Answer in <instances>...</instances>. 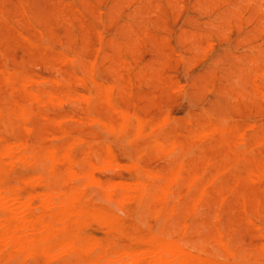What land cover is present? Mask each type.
Instances as JSON below:
<instances>
[{"label": "rangeland", "instance_id": "374dc122", "mask_svg": "<svg viewBox=\"0 0 264 264\" xmlns=\"http://www.w3.org/2000/svg\"><path fill=\"white\" fill-rule=\"evenodd\" d=\"M263 80L264 0H0L2 198L23 216L77 186L83 209L77 249L0 264H155L168 242L187 264H264Z\"/></svg>", "mask_w": 264, "mask_h": 264}, {"label": "bare ground", "instance_id": "6f19581e", "mask_svg": "<svg viewBox=\"0 0 264 264\" xmlns=\"http://www.w3.org/2000/svg\"><path fill=\"white\" fill-rule=\"evenodd\" d=\"M72 3H73V1H71ZM87 2V1H86ZM97 3V2H96ZM99 3V2H98ZM74 4V3H73ZM63 5V4H62ZM105 5V4H104ZM105 7V6H104ZM172 8V7H171ZM101 9V8H100ZM171 13V12H170ZM171 15V14H170ZM129 23V22H128ZM133 23H134V21H133ZM151 26V25H150ZM200 31V30H199ZM213 42V41H212ZM212 42H209V43H212ZM228 42V41H227ZM227 46V45H226ZM229 46V45H228ZM208 47H211V46H208ZM98 48H100V47H98ZM207 48V47H206ZM231 48V47H230ZM99 51V50H98ZM231 56V55H230ZM72 58H74V57H71V59ZM232 58V57H231ZM70 59V58H69ZM3 62V61H2ZM73 64V63H72ZM39 66V65H38ZM92 66H94V65H92ZM201 66V65H200ZM84 69V68H83ZM86 70V69H85ZM9 72V71H8ZM90 72L92 73L93 71H91L90 70ZM80 76H78V78H79ZM257 78V77H256ZM6 80V79H5ZM4 80V81H5ZM33 80V79H32ZM34 81H36V79L34 80ZM264 81V80H263ZM39 82V81H38ZM260 82V81H259ZM261 83V82H260ZM29 84V83H28ZM183 84V83H182ZM185 84V83H184ZM263 84V83H262ZM109 86H110V84H108ZM107 85V86H108ZM181 84H179V86H180ZM182 88V87H181ZM181 88H180V91H181ZM175 89V88H174ZM179 89V88H178ZM176 90V89H175ZM185 91H187V90H185ZM74 92V91H73ZM183 93H184V90H183ZM34 94V93H33ZM262 94V93H261ZM44 94H42V96H43ZM50 95V94H49ZM53 94H51V96H52ZM86 95V94H85ZM264 95V94H263ZM83 96V95H82ZM38 97V96H37ZM83 97H85V96H83ZM39 98V97H38ZM74 98V97H73ZM82 98V97H81ZM81 98H80V100H81ZM49 99V98H48ZM83 99V98H82ZM6 100V99H5ZM183 100V99H182ZM22 107V106H21ZM1 108V107H0ZM23 111V110H22ZM22 111H21V113H22ZM116 111V110H115ZM121 112V111H120ZM123 112V111H122ZM121 112V113H122ZM124 113V115H125V112H123ZM123 113H122V115H123ZM227 113V112H226ZM27 114V113H26ZM187 114V113H186ZM207 116H208V114H206ZM24 116V115H23ZM26 117V116H25ZM28 117V116H27ZM62 119V118H61ZM164 119H166V118H164ZM223 119V118H222ZM260 119V118H259ZM167 120V119H166ZM172 120V119H171ZM224 120V119H223ZM226 120V119H225ZM261 120V119H260ZM259 120V121H260ZM170 121V120H169ZM80 122V121H79ZM163 122V121H162ZM211 122V121H210ZM210 122H208V124L210 123ZM222 122V121H221ZM89 123V122H88ZM104 123V122H103ZM176 123V122H175ZM189 123V122H188ZM252 123V122H251ZM259 123V122H258ZM258 123H257V125H258ZM160 124H162V123H160ZM255 124V123H254ZM103 125V124H102ZM221 125V124H220ZM261 125V124H260ZM27 126V125H26ZM224 126V125H223ZM226 126V125H225ZM224 126V127H225ZM229 126V125H228ZM255 126V125H254ZM23 127H24V125H23ZM32 127V126H31ZM247 127V126H246ZM249 127V126H248ZM252 127H253V124H252ZM258 127L260 128L261 126H259L258 125ZM24 128H26V127H24ZM212 128V127H211ZM210 128V129H211ZM218 128V127H217ZM245 128V127H244ZM28 129V127L25 129L26 131H28L27 130ZM33 129V128H32ZM223 129V128H222ZM235 129V128H234ZM246 129V128H245ZM35 131V130H34ZM206 131V130H205ZM208 131V130H207ZM211 132H213L212 130H210ZM217 131V130H216ZM216 131H214V132H216ZM7 132V131H6ZM20 132V131H19ZM201 132H203V131H201ZM220 132V131H219ZM226 132V131H225ZM245 132V131H244ZM244 132L242 131L241 133H243L244 134ZM197 133V132H196ZM206 133V132H205ZM217 133V132H216ZM221 133V132H220ZM240 133V135H242ZM257 133V132H256ZM192 134H195V133H192ZM197 134H199V133H197ZM206 134H208V133H206ZM213 134V133H212ZM235 134V133H234ZM7 134H5V136H6ZM117 135V134H116ZM136 135V134H135ZM208 135H210V134H208ZM222 135V134H221ZM230 135V134H229ZM198 136V135H197ZM227 136V135H226ZM226 136H224V137H226ZM231 136V135H230ZM244 136V135H243ZM243 136H241V137H243ZM207 137V136H206ZM228 137V136H227ZM237 137H239V136H237ZM52 138V137H51ZM195 138V137H194ZM194 138H192V139H194ZM201 138V137H200ZM199 138V139H200ZM246 138V137H245ZM198 139V138H197ZM202 139H204V138H202ZM153 140H155V139H153ZM201 140V139H200ZM240 140V139H239ZM12 141V140H11ZM10 141V142H11ZM72 141H76L77 142V140H72ZM122 141V140H121ZM155 141H157V140H155ZM154 141V142H155ZM236 141V140H235ZM51 142H53V141H51ZM73 142V143H74ZM158 142H160V141H157L156 143H158ZM201 142V141H200ZM199 142V143H200ZM258 142V141H257ZM225 143H226V141H225ZM233 143H235V142H233ZM241 143V142H240ZM245 143V142H244ZM263 143V142H262ZM239 144V143H238ZM259 144H261L260 143V141H259V143L257 144V145H259ZM173 145V144H172ZM197 145H198V143H197ZM219 145V144H218ZM235 145V144H234ZM237 145V144H236ZM243 145V144H242ZM242 145H240V146H242ZM22 146H24V148H25V145H21V147ZM68 146H70V145H68ZM73 146V144H71V146L70 147H72ZM146 146H147V144H146ZM170 146V145H169ZM168 146V147H169ZM175 146V145H174ZM173 146V147H174ZM191 146V145H190ZM222 146V145H221ZM238 146V145H237ZM9 147V146H8ZM10 147H14V146H10ZM9 147V148H10ZM17 147V146H16ZM15 147V150H19V149H17ZM20 147V148H21ZM149 147V146H148ZM193 147V146H192ZM195 148L197 147V146H194ZM236 147V146H235ZM252 147V146H251ZM9 148H5V149H1L0 150V155H9L10 153H11V149H9ZM197 148H199V147H197ZM196 148V149H197ZM23 149V148H22ZM51 149V148H50ZM53 149V148H52ZM55 149V148H54ZM71 149V148H70ZM109 149H110V147H109ZM149 149V148H148ZM164 149L167 151V149H166V147H164ZM191 149V148H190ZM244 150L246 149V148H243ZM46 150H48V149H46ZM150 150V149H149ZM177 150V149H176ZM194 149H192V151H193ZM52 151V150H51ZM53 151H55V150H53ZM12 152H14V151H12ZM177 152V151H176ZM179 152V151H178ZM188 152V151H187ZM148 153H149V151H148ZM185 153V152H184ZM12 154V153H11ZM26 154V153H25ZM51 154V153H50ZM49 154V155H50ZM53 154V153H52ZM51 154V155H52ZM146 154V153H145ZM178 154V153H177ZM192 154H194V153H192ZM32 155H33V153H32ZM50 155V156H51ZM148 155V154H147ZM169 155H171L170 153H169ZM173 155V154H172ZM171 155V156H172ZM10 156V155H9ZM47 156V155H46ZM190 156V155H189ZM15 157V156H14ZM17 157V156H16ZM52 157H54V154H53V156ZM51 158V157H50ZM108 158V157H107ZM183 158V157H182ZM186 158V157H185ZM226 158H227V156H226ZM47 159V158H46ZM109 159V158H108ZM108 159H106V160H108ZM48 160V159H47ZM4 161H6V160H3L2 162H4ZM8 161V160H7ZM21 161V160H20ZM55 161V160H54ZM57 161V160H56ZM180 161H181V159H180ZM227 161H228V159H227ZM109 162V161H108ZM107 162V163H108ZM208 162V161H207ZM213 161L211 160V163H212ZM5 163V162H4ZM40 163H42V162H40ZM49 163V162H48ZM110 163H111V159H110ZM125 163V162H124ZM180 163V162H179ZM210 163V164H211ZM53 164V163H52ZM94 164V163H93ZM109 164V163H108ZM126 164V163H125ZM130 164V163H129ZM182 164V162L180 163V165ZM207 164V163H206ZM209 164V163H208ZM41 165V164H40ZM96 165H98V164H96ZM101 165V164H100ZM111 165V164H110ZM50 166H51V163H50ZM92 166V165H91ZM113 166V165H112ZM111 166V167H112ZM132 166V165H131ZM179 166V165H178ZM177 166V167H178ZM182 166V165H181ZM207 166V165H206ZM205 166V167H206ZM230 166V165H229ZM104 167H105V165H104ZM135 167V166H134ZM10 168V167H9ZM51 169H52V167H50ZM90 168H93V167H90ZM102 168V167H101ZM100 168V169H101ZM204 168V167H203ZM72 169V168H71ZM70 168L68 169V170H71ZM99 169V170H100ZM143 169V168H142ZM171 169V168H170ZM180 169H181V167H180ZM228 169V168H227ZM73 170V169H72ZM134 170V169H133ZM146 170H149L148 168L146 169ZM92 171V170H91ZM95 171V170H94ZM154 171H156V170H154ZM216 171V170H215ZM225 171V170H224ZM71 172V171H70ZM74 172V171H73ZM93 172V171H92ZM91 172V173H92ZM144 172V171H143ZM201 172H203V171H201ZM221 172V171H220ZM223 172V171H222ZM76 173V172H75ZM84 173H87L86 171L84 172ZM215 173V172H214ZM253 173V172H252ZM255 173V172H254ZM78 174V173H77ZM83 174V173H82ZM87 174H89V173H87ZM152 174V173H151ZM256 174V173H255ZM3 175V174H2ZM79 175V174H78ZM83 175H85V174H83ZM155 175V174H154ZM154 175H153V177H154ZM200 175V174H199ZM202 175V174H201ZM203 175H204V173H203ZM218 175V174H217ZM220 175V174H219ZM257 175V174H256ZM259 175V174H258ZM32 176V175H31ZM68 176L70 177L71 176V174L69 175L68 174ZM80 176H82V175H80ZM173 176V175H172ZM177 176H179V175H177ZM189 176V175H188ZM197 176H198V174H197ZM212 176V175H211ZM85 177V176H84ZM192 177L193 176H191V179H192ZM194 177H195V175H194ZM200 177V176H199ZM202 177V176H201ZM216 177V176H215ZM258 177V176H257ZM8 178H10V177H8ZM13 178V177H12ZM11 178V179H12ZM72 178V177H71ZM74 178V177H73ZM94 178H96V177H94ZM149 178H151L150 176H149ZM250 178V177H249ZM252 178V177H251ZM250 178V179H251ZM2 179H3V177H2ZM38 179H40V178H38ZM37 179V180H38ZM77 179V178H76ZM86 179H87V175H86ZM171 179V178H170ZM190 179V180H191ZM196 179V178H195ZM200 179V178H199ZM206 179H208V178H206ZM253 179L254 178H252L251 180L253 181ZM5 180V179H4ZM100 180V179H99ZM152 180H153V178H152ZM198 180V179H197ZM255 180H257V179H254V181ZM26 180H24V182H25ZM31 181V180H30ZM71 181V180H70ZM89 181V180H88ZM176 181V180H175ZM208 181V180H207ZM213 182H214V179L212 180ZM212 181H210V183L212 182ZM38 182V181H37ZM36 182V183H37ZM87 182V181H86ZM90 182V181H89ZM99 182V181H98ZM98 182L96 181L95 183L98 185V186H100L99 184L101 183H99L98 184ZM138 182H140V180L138 181ZM173 182V181H172ZM177 182V181H176ZM184 182V181H183ZM32 183H34L35 184V180H34V182H32ZM109 183H111V182H108L107 184L109 185ZM114 183H115V181H114ZM119 183V182H118ZM142 183V182H141ZM141 183H139V184H141ZM181 183V182H180ZM191 183V182H190ZM189 183V184H190ZM209 183V182H208ZM38 184V183H37ZM83 184V183H82ZM85 184V183H84ZM88 184H90V183H88ZM106 184V185H107ZM138 184V183H137ZM182 184V183H181ZM85 185H87V183L85 184ZM105 185V186H106ZM114 184H113V182H112V185H110V186H113ZM118 184H116V187H118L117 186ZM16 186V185H15ZM70 186H71V184H70ZM76 186V185H75ZM80 186V185H79ZM109 186V188H112V187H110ZM132 186L133 185H130L129 187H131L132 188ZM141 186V185H140ZM142 186H144V185H142ZM184 186V185H183ZM189 186V185H188ZM20 187V186H19ZM18 187V188H19ZM77 187V186H76ZM76 187H75V189H76ZM80 187H82V185L80 186ZM79 187V188H80ZM85 186L83 185V187H82V189L84 188ZM119 187H120V185H119ZM135 187V186H134ZM138 187V186H137ZM72 188V187H71ZM114 188V187H113ZM136 188V187H135ZM1 189V188H0ZM74 189V190H75ZM103 189V188H102ZM101 189V190H102ZM115 189V188H114ZM114 189H111V191H114ZM130 189V188H129ZM164 189V188H163ZM163 189H162V193L166 190H164L163 191ZM74 190H69V191H66V192H62V193H59V192H55V194L56 193H59V194H57V196H55L56 198L55 199H53L52 201H50V200H45L44 199V197L42 196L44 193H41V192H38V193H40V194H42V195H40V197L42 196L43 197V199L41 200V203H40V205H39V212H35V211H33L34 209L32 208V207H30L29 206V202L27 201V204L28 205H23V207L24 206H26L27 208H25V210L27 211V213H26V215H23V216H20V215H18V211H17V208L15 207V205H17V204H15L14 202V204H12L11 206L9 205V204H7L6 202H8V201H6V200H4L3 198H2V196L3 195H1V192H0V249H2V248H7V254L9 255V256H15V255H17L21 250H27V251H32V250H38L39 251V253L41 254V255H43L45 258H47V260L49 259V258H51V257H49L50 255L48 254V250H49V248L50 247H52L53 245H56V244H58V245H60L61 247H63V246H68V245H70V246H72L73 248H75V249H77L78 247H79V245L76 243V240L74 239V238H72V237H70L68 234H69V221H70V216L72 215V214H78L77 216V219H75V221L76 220H79L80 218V216L79 215H81L80 214V210H83L82 208H80L79 206H77V204H76V198H78V196L76 195V193L74 192ZM104 190V189H103ZM107 190H109L108 188H107ZM202 190V189H201ZM7 191V190H6ZM5 191V192H6ZM10 191H11V195H12V199L15 201H19V196H18V194H17V191H16V189L15 188H11L10 189ZM65 191V190H64ZM105 191H106V189H105ZM204 191V190H203ZM78 192H79V190H78ZM109 192H110V190H109ZM201 193H202V191H200ZM47 192L45 191V194H46ZM49 193H51L50 191H49ZM106 193L107 192H105V195H106ZM113 193V192H112ZM153 193V192H152ZM156 193V192H155ZM204 193V192H203ZM54 194V193H53ZM78 194V193H77ZM135 194V193H134ZM154 194V193H153ZM153 194H151V195H153ZM163 194H165V193H163ZM35 195H37V192H36V194ZM35 195H33V197H35ZM39 195V194H38ZM46 195H49L48 193L46 194ZM79 195V194H78ZM111 195V194H110ZM125 196H127L126 194H124ZM123 195V196H124ZM131 195H133V194H131ZM158 195V194H157ZM169 195H171V194H169ZM188 195V194H187ZM190 195V194H189ZM188 195V196H189ZM10 196V195H9ZM28 196V195H27ZM30 196H32V194L30 195ZM29 196V197H30ZM50 196V195H49ZM54 196V195H53ZM140 197H142L143 196V194H141L140 193V195H139ZM166 196V195H165ZM225 196V195H224ZM6 197V196H5ZM4 197V198H5ZM28 197V198H29ZM37 197V196H36ZM129 197V196H128ZM152 197V196H151ZM25 198V197H24ZM45 198H47V197H45ZM49 199H50V197H48ZM112 198V197H111ZM118 198V197H117ZM155 198V197H154ZM154 198H152V199H154ZM221 198H222V196H221ZM5 199H7V197L5 198ZM11 199V198H10ZM41 199V198H40ZM121 199H124V197L123 198H121ZM159 199V198H158ZM198 199V198H197ZM224 199H225V197H224ZM223 198H222V200H224ZM25 200V199H21L20 201L23 203V201ZM98 200V199H97ZM104 200V199H103ZM102 200V201H103ZM111 200V199H110ZM130 200V199H129ZM128 199H127V201H129ZM163 200V199H162ZM221 200V201H222ZM105 201V200H104ZM124 201H125V199H124ZM157 201V200H156ZM12 202V200H9V202L8 203H11ZM20 202V203H21ZM25 202V201H24ZM121 202H123V201H121ZM195 203H197L196 201H194ZM20 203L18 202V204H19V206H20ZM22 203H21V206H22ZM26 203V202H25ZM111 203V202H110ZM175 203V202H174ZM106 204V203H105ZM221 204V203H220ZM34 205V204H33ZM137 205V204H136ZM139 205V204H138ZM142 205V204H141ZM137 207V206H136ZM155 207V206H154ZM22 208V207H21ZM191 208H193V206L191 207ZM23 209V208H22ZM22 209H20V210H22ZM86 209V208H85ZM84 209V210H85ZM158 209V208H157ZM194 209V208H193ZM19 210V209H18ZM74 210V211H73ZM137 210V209H136ZM23 211L24 210H22L21 212L19 211V214L20 213H23ZM87 211V210H86ZM244 211H246V210H244ZM99 212V211H98ZM106 212V211H105ZM194 212H195V210H194ZM89 213V212H88ZM147 213V212H146ZM24 214H25V212H24ZM83 214H84V211H83ZM89 214H91V213H89ZM98 214V213H97ZM138 214V213H137ZM140 214V213H139ZM139 214H138V218H139ZM148 214V213H147ZM197 214V213H196ZM242 214V213H241ZM246 215H247V213H245ZM22 215V214H21ZM102 215V214H101ZM135 215V214H134ZM145 215V214H144ZM75 216V215H74ZM82 216V215H81ZM146 216V215H145ZM145 216L143 217V218H145ZM79 218V219H78ZM94 218H96V217H94ZM103 218V217H102ZM134 218H136V217H134ZM137 218V219H138ZM85 219V218H84ZM140 219V218H139ZM97 220V219H96ZM95 220V221H96ZM246 220H248V218H246ZM74 221V220H73ZM79 221H81V219L79 220ZM86 221V220H85ZM101 221V220H100ZM137 222H138V220H136ZM185 221V220H184ZM249 221V220H248ZM78 222V221H77ZM81 223V222H80ZM82 223H83V220H82ZM101 223H103V224H106V222L104 223V221L103 222H101ZM83 224H86V222H84ZM80 225V224H79ZM182 225H184V224H182ZM187 225V224H186ZM133 226V225H132ZM132 226H131V228H132ZM185 226V225H184ZM258 226V225H257ZM260 226V225H259ZM183 227V226H182ZM258 228V227H257ZM23 229H28V230H30L28 233H26V234H22V233H20V231L21 230H23ZM78 229V228H77ZM117 229V228H116ZM183 229H185V228H183ZM133 230H134V228H133ZM137 230V229H136ZM139 231V230H138ZM184 232V231H183ZM187 231H185L184 232V234L186 233ZM189 232V231H188ZM140 234V233H139ZM183 234V235H184ZM77 235V234H76ZM117 235V234H116ZM186 235V234H185ZM184 235V236H185ZM220 235V234H219ZM264 235V234H263ZM113 236V235H112ZM141 236H143V235H141ZM140 236V237H141ZM216 236V235H215ZM139 237V238H140ZM112 238V237H111ZM143 238V237H142ZM179 238V237H178ZM226 238H228V237H226ZM110 239V238H109ZM146 239V238H145ZM148 239V238H147ZM146 239V240H147ZM182 239V238H181ZM181 239H180V241H181ZM229 239V238H228ZM100 240V239H99ZM104 240H105V238H104ZM159 240H161V239H159ZM183 240V239H182ZM210 240V239H209ZM150 241V240H149ZM179 241V242H180ZM147 242H148V240H147ZM146 241H145V243H147ZM187 242V241H186ZM112 243V242H111ZM111 243H110V246H111ZM139 243H141V241L139 240ZM149 243H152L151 241L149 242ZM148 243V248H149V244ZM155 243V242H154ZM160 243V242H159ZM182 243V242H181ZM261 243L263 244V242L261 241ZM144 244V243H143ZM165 245L161 248V249H155L154 251H157V253L155 252V256L156 257H154L155 259H153V261L152 262H154L155 264H184L186 261H187V259H188V257H187V254L189 253V255H190V253L191 252H188L187 250V254H186V252L185 253H182V252H184V251H182L181 253H179V252H177V246L176 245H174L172 242L170 243V242H168L167 244L166 243H164ZM176 244V243H175ZM185 244V243H184ZM184 244H182L183 246H184ZM193 244V243H192ZM261 244V245H262ZM147 245V244H146ZM210 245V244H209ZM212 245H214V244H212ZM261 245H260V248H261ZM89 246H97V244L95 245V244H90ZM186 246V245H185ZM184 246V247H185ZM198 246H199V243H198ZM264 246V245H263ZM92 247H87V248H89V249H87V250H89V251H91L90 250V248H92ZM111 247H114V246H111ZM145 247V246H144ZM143 247V248H144ZM160 247H161V245H160ZM179 247H181L180 246V244H179ZM212 247V246H211ZM66 248V247H65ZM81 248H82V246H81ZM84 248V247H83ZM146 248H147V246H146ZM159 248V247H158ZM182 248V247H181ZM195 248H196V246H195ZM84 249H86V248H84ZM111 249V248H110ZM152 249V248H151ZM151 249H150V251H151ZM180 249V248H179ZM188 249H189V247H188ZM192 249V248H191ZM262 250H264L263 248H261ZM62 250H64V249H62ZM114 250V249H113ZM112 250V251H113ZM182 250H184V248H182ZM202 250V249H201ZM54 251V250H53ZM86 251V250H85ZM95 251H97V250H95ZM111 251V252H112ZM139 251H140V249H139ZM138 250H137V252H139ZM144 251H146V253L147 252H149V251H147V250H144ZM159 251V252H158ZM215 251V250H214ZM51 252V251H50ZM124 252V251H123ZM126 252V251H125ZM132 251H130V254H127L128 252H126V256H127V261H130V260H128V258L129 259H132L131 258V256L130 255H133V253H131ZM141 252V251H140ZM152 253H149L150 255L151 254H153L154 252L153 251H151ZM199 252V251H198ZM201 252V251H200ZM218 252V251H217ZM216 252V253H217ZM2 253V252H1ZM54 253V252H53ZM64 253H66V252H64ZM78 253V252H77ZM108 253V252H107ZM122 253V252H121ZM142 253V252H141ZM140 253V254H141ZM232 253V252H231ZM51 254H52V252H51ZM96 254V253H95ZM138 254V253H137ZM148 254V253H147ZM157 254V255H156ZM208 254V253H207ZM1 256H2V254H0ZM4 255H6V254H4ZM20 255V254H19ZM53 255V254H52ZM65 255V254H64ZM123 255V254H122ZM125 255V254H124ZM130 257H129V256ZM0 256V257H1ZM26 256V255H25ZM118 256V255H117ZM119 256H120V254H119ZM136 256V255H135ZM192 256V255H191ZM216 256V255H215ZM100 257H101V254H100ZM121 257V256H120ZM143 257V256H142ZM150 257V256H149ZM207 257V256H206ZM210 257V256H209ZM3 258V257H2ZM14 258V257H13ZM19 258V257H18ZM52 258H53V256H52ZM55 258H56V256H55ZM58 258V257H57ZM105 258V257H104ZM117 258H119V257H117ZM116 258V259H117ZM138 258V257H137ZM136 258V259H137ZM151 258H153V255L151 256ZM190 258V257H189ZM234 257H232V259H233ZM111 259V258H110ZM113 259H115L114 257H113ZM123 259V258H122ZM205 259H207V258H205ZM210 259V258H209ZM238 259V258H237ZM3 260H5V259H3ZM15 260V259H14ZM82 260V259H81ZM94 260V259H93ZM106 260V259H105ZM139 260V259H138ZM191 260V259H190ZM214 260V259H213ZM29 261V260H28ZM27 261V262H28ZM125 261V260H124ZM135 261V260H134ZM207 261V260H206ZM210 261V260H209ZM69 262H70V260H69ZM73 262V261H72ZM89 262V261H88ZM88 262H87V264H88ZM94 262V261H93ZM101 262H102V260H101ZM101 262H98V263H100V264H103V262L101 263ZM120 262V261H119ZM119 262H118V264H119ZM132 262H133V259L131 260V264H132ZM138 262V261H137ZM148 262H150V261H148ZM151 262V263H152ZM192 262H193V260H192ZM197 262V261H196ZM204 262V261H203ZM211 262V261H210ZM210 262H209V264H210ZM244 262V261H243ZM5 263V262H4ZM16 263V262H15ZM71 263V262H70ZM90 263H91V261H90ZM115 263V262H114ZM113 263V264H114ZM123 263H125V262H123ZM189 263H191V262H189ZM188 263V264H189ZM193 263H195V260H194V262ZM212 263H213V261H212ZM211 263V264H212ZM253 263V262H252ZM80 264H82V263H80ZM94 264H96L95 262H94ZM111 264V263H110ZM116 264V263H115ZM120 264H122V263H120ZM137 264V263H136ZM139 264V263H138ZM147 264V263H146ZM185 264H187V263H185ZM199 264V263H198ZM208 264V263H207ZM236 264V263H235ZM256 264V263H255Z\"/></svg>", "mask_w": 264, "mask_h": 264}]
</instances>
